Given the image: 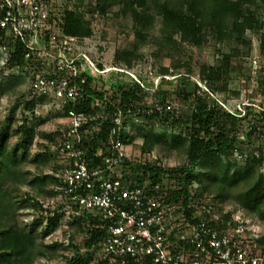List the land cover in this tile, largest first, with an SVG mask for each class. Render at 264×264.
Masks as SVG:
<instances>
[{
  "label": "trees",
  "instance_id": "1",
  "mask_svg": "<svg viewBox=\"0 0 264 264\" xmlns=\"http://www.w3.org/2000/svg\"><path fill=\"white\" fill-rule=\"evenodd\" d=\"M40 3L51 9L49 22L56 21L62 35L75 37L77 45L82 39L93 36L94 15L105 16L119 7L118 11L124 15L133 13L134 34L139 42L149 36L155 21H160V34L154 41L161 52L165 48L183 52L181 45L184 43L203 46L212 42L223 46V56L216 63L204 62L199 69V80L207 85L208 91L196 82L193 88L185 85L180 89L178 94L184 95L187 101L193 98L186 118L172 114L162 87L155 92L162 109H148L139 104L143 97L140 82H127L119 77L122 73L112 71L107 74L110 75L108 87L104 84L108 77L93 74L81 59L77 64L85 67L74 81L83 97L67 103L64 110L73 108L89 119L84 125L88 131L84 134L83 145L90 166L102 167L105 155L110 153L107 146H111L114 138H120L127 145L141 139L140 148L144 152L167 144L168 149L181 156L182 163L166 167L127 158L117 168L116 175L131 185L148 182L164 186L168 201L182 207L191 222L206 220L221 227L229 223L232 226L243 224L247 233L253 234V244L264 251V231L255 232L246 225L248 219L255 217L264 221V149L249 148L256 134H260L258 138L264 137V109L256 111L248 104L240 112L230 111L215 97V93L230 91L229 80L234 72L232 58L250 56L253 35L258 39L259 53L264 61V0H65L62 8L58 0H41ZM118 11L114 14L119 15ZM55 28L52 26L40 36L39 45L47 51L49 34ZM136 47L137 44L129 49H116L114 62L132 67L134 59L139 58ZM27 52V39L15 37L0 25V71H13L8 83L0 80V102L2 95L30 79L27 93L16 99L5 121L7 124L0 126V264H34L38 258L59 252L65 242L60 239L47 244L46 238L57 233L62 225L61 235L63 239L67 236V246L72 252L66 264H111L98 254L106 220L79 208L63 192L64 181L58 172L65 165V158L49 144L54 143L55 136L47 144H41L35 157L38 160L43 156H55L58 159L56 172L41 170L29 178V172L26 174L21 168L20 163L30 156L29 148L34 138L25 122L20 125L24 137L20 136L14 143L22 152L18 154L12 150L9 125L16 109L22 107L26 121L28 113H35L39 105H56L54 97L31 92L35 73L42 68L45 73H52L53 62L42 60L38 51L32 52L30 57L26 56ZM97 65L104 69L101 63ZM171 65L176 69L185 67L182 80H190L188 77L193 69L189 59L182 60L171 54ZM170 70V67H161L160 73L165 75ZM263 75L264 64L258 78ZM5 85L9 89L5 90ZM164 112L168 114L164 119L170 123L166 128L174 129L171 135L167 129L154 132L149 128V124L160 119ZM65 113L58 111L59 115L65 116ZM245 121H249V125L244 127ZM176 127L181 130L177 132ZM113 128H116L114 135ZM43 198H50L52 202L48 204ZM222 202L229 205L235 202L242 211L243 220L233 218L231 209L223 211ZM19 211L22 215H31L23 219V226L17 220ZM217 213L222 215L217 216Z\"/></svg>",
  "mask_w": 264,
  "mask_h": 264
},
{
  "label": "built area",
  "instance_id": "2",
  "mask_svg": "<svg viewBox=\"0 0 264 264\" xmlns=\"http://www.w3.org/2000/svg\"><path fill=\"white\" fill-rule=\"evenodd\" d=\"M40 2L0 0V25L15 37L27 39L26 56L38 51L42 60L54 64L50 74L44 68L35 73L31 92L54 97L58 111L66 112L67 126L52 144L65 158L58 175L72 203L106 220L99 257L111 264H264V251L253 244V234L243 224L221 227L206 220L191 222L182 207L168 201L164 186L131 185L116 175L117 168L131 159L128 145L120 138L107 146L110 153L102 167L89 165L83 145L89 119L73 108L65 111L64 106L83 97L74 78L85 66L77 60H84L91 69L94 62L83 52L70 53L77 50V39L62 35L56 21L49 22L51 9ZM52 26L56 28L49 34L47 51L39 39Z\"/></svg>",
  "mask_w": 264,
  "mask_h": 264
},
{
  "label": "rangeland",
  "instance_id": "3",
  "mask_svg": "<svg viewBox=\"0 0 264 264\" xmlns=\"http://www.w3.org/2000/svg\"><path fill=\"white\" fill-rule=\"evenodd\" d=\"M65 0H58L60 4L59 8H62ZM264 6V5H263ZM119 7L113 9L105 16L94 15L92 18L94 34L90 38L82 39V41L77 45V51L83 52L88 55L89 58L93 60L92 72L95 75H101L107 78L110 72H119V77H123L127 82H132V80L140 82L143 92L140 95L143 96L139 104H142L148 109L157 107L162 109L161 101H159L158 95L155 93L158 88L162 87L166 91V103L169 105V110L172 114H175L178 118H186V115L190 113L191 110V100H186L184 95L178 94L180 89L185 85L194 87V83L201 86L205 91H208L207 85L199 80V69L204 62L216 63L222 56L224 48L220 44H215L208 42L203 46H194L184 43L181 45L183 52H176L171 48H165L164 52L159 51V45L154 41V37L160 34V21L157 19L155 21V26L151 30L149 36L140 42L137 41V37L134 34L135 24L134 15H124L118 11ZM118 11L120 14L115 15L114 12ZM264 14V7L262 8ZM61 16V14H57ZM253 45L252 52L249 57H244L243 55L233 56L232 64L233 78L229 80L230 91L226 93H215V97H218L221 102L230 110L240 112L245 107V105H252L256 111L264 109V75L258 78V73L261 66L264 64L262 56L259 53V42L256 36L253 35ZM136 47V52L139 54V58L134 59L132 67H127L123 64H116L114 62V53L116 49H129L133 46ZM228 50V49H227ZM70 53H75L70 52ZM170 54V55H168ZM171 54L176 55L177 58L182 60L189 59L191 61V67L193 73L188 78V82L182 80V75H184L186 68H173L171 65ZM98 63L104 66V69L100 70L98 68ZM1 64V63H0ZM87 67V66H86ZM98 69H97V68ZM161 67H170V73L161 74ZM127 69V70H126ZM125 70L126 72H120ZM13 71H8L2 69L0 71V80L8 83L10 75ZM107 76V77H106ZM249 76V78H248ZM103 77V78H104ZM109 77L104 84L110 87ZM114 79V78H113ZM165 79V80H164ZM185 82V83H184ZM30 79H27L25 84L20 85L12 92L2 95L0 102V126L2 124H7L5 121L9 117V111L14 105L16 99L20 98L22 94H26L29 88ZM4 89H9L8 86H4ZM143 93H146L143 95ZM163 103V102H162ZM171 106V107H170ZM22 107H18L12 115L13 121L9 125L12 137L10 139L12 145V150L20 154L21 149H17L14 143L19 139L20 136L24 137L23 129L20 125L23 122L28 126V131L30 134L34 135L32 144L30 145L29 151L30 156L20 163L21 168L31 178L34 174L43 170L45 172H56L55 164L57 163L56 157L43 156L36 160L35 154L41 149V144H47L50 138H58V133L65 129L67 126L66 116L59 115L58 109L51 105H39L35 113H28L27 119L23 118L24 115ZM168 116L167 113H163L162 117L157 120H153L149 124V128L153 129L154 132L167 131L169 135L174 131L172 128H166L169 122L164 118ZM249 121L244 122V127L249 125ZM180 127H176V131H180ZM42 133L44 135H42ZM48 134L50 137H48ZM256 134L252 139L253 144H249V148L253 147H263L264 149V137L258 138ZM26 137V136H25ZM134 143L128 144L127 152L130 158L136 159V162L149 161L152 163H159L162 166H173L182 163L181 158L175 150L168 149L167 144L158 145L151 152H144L140 148L141 139H135ZM52 145L51 142H49ZM52 151V150H51ZM241 160V159H240ZM60 161V160H59ZM242 161V160H241ZM264 170V169H263ZM42 200L52 202L51 199L43 198ZM221 203V202H219ZM223 211L228 209L233 211L232 217L243 220L242 211L235 202H231V205L222 202ZM51 206V205H49ZM19 211L17 213V220L23 226L25 218L29 219L31 215H22ZM34 214V213H33ZM222 215L221 213H217ZM26 220V219H25ZM246 225L255 232L264 231V221L258 217L254 219H248ZM63 225L58 229L57 233L51 234L46 238L47 244L52 243V241L60 240L65 242L62 248H59V252L56 251L51 253L49 257L38 258L34 261V264H66V258L70 256L71 248L67 246L68 239L67 236L63 239ZM259 247V246H258ZM261 249V247H259ZM57 249V248H55ZM51 250H54L53 248ZM53 252V251H52Z\"/></svg>",
  "mask_w": 264,
  "mask_h": 264
}]
</instances>
